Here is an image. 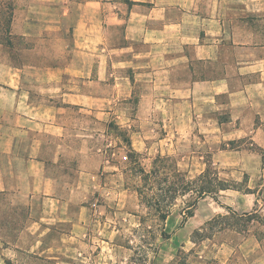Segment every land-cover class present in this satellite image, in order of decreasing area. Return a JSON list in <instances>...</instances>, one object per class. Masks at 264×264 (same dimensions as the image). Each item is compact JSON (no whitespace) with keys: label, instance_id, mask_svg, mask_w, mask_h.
Here are the masks:
<instances>
[{"label":"crops","instance_id":"1","mask_svg":"<svg viewBox=\"0 0 264 264\" xmlns=\"http://www.w3.org/2000/svg\"><path fill=\"white\" fill-rule=\"evenodd\" d=\"M10 26L0 35V264L62 261L83 233L85 196L112 163L96 146L101 121L188 172L208 149L244 173L263 161L264 0H16Z\"/></svg>","mask_w":264,"mask_h":264},{"label":"rangeland","instance_id":"2","mask_svg":"<svg viewBox=\"0 0 264 264\" xmlns=\"http://www.w3.org/2000/svg\"><path fill=\"white\" fill-rule=\"evenodd\" d=\"M130 135L101 121L96 146L112 163L85 196L86 225L62 246L64 259L30 254L9 264H264V160L244 173L239 164L211 162L221 154L208 149L209 161L188 172L155 148L135 152ZM50 233L57 235L55 225ZM248 237L259 242L255 251Z\"/></svg>","mask_w":264,"mask_h":264},{"label":"trees","instance_id":"3","mask_svg":"<svg viewBox=\"0 0 264 264\" xmlns=\"http://www.w3.org/2000/svg\"><path fill=\"white\" fill-rule=\"evenodd\" d=\"M14 0H0V28L6 27V21L10 22L13 14ZM7 33V32H6ZM264 160V158H263ZM256 203V202H255ZM229 211L235 213L229 206H225ZM192 215L189 213V216Z\"/></svg>","mask_w":264,"mask_h":264}]
</instances>
